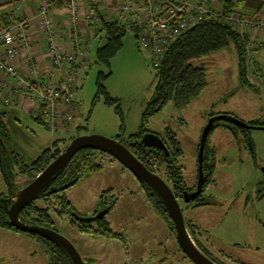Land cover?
I'll list each match as a JSON object with an SVG mask.
<instances>
[{
    "label": "rangeland",
    "instance_id": "obj_1",
    "mask_svg": "<svg viewBox=\"0 0 264 264\" xmlns=\"http://www.w3.org/2000/svg\"><path fill=\"white\" fill-rule=\"evenodd\" d=\"M87 7L89 11L92 5ZM102 42L99 36L91 39L88 64L78 69L75 92L78 110L70 127L50 130L36 120L30 110L24 109L14 95L6 97L0 92V110L5 114L10 150L25 164H30L47 148L63 150L80 134L119 137L125 143L130 134L140 130L142 111L151 100L156 82L148 51L138 46L134 33L126 32L121 47L109 65H105L95 60V48ZM250 49L256 58L263 53L262 48ZM190 63L204 68L205 87L182 107L175 106L169 99L147 118L144 127L162 136L167 129L172 130L182 151L181 173L185 183L193 185L197 146L208 115L224 113L243 121H264V65L260 64L256 77L246 67V81L242 82L233 41L191 59ZM107 69L111 73L104 80L105 89L118 99L121 114L116 111V102L106 103L103 94L95 97L97 72ZM236 129L234 134L219 124L208 135V143L216 151L212 181L204 190L208 201L203 202L209 204L193 206L179 201V205L196 245L208 251L215 262L264 264V128H250V141L243 129ZM209 144L208 157L212 148ZM95 161L101 168L65 189V195L83 216L93 214L101 193L110 203L115 196V204L106 219L111 230L120 233L116 237L79 232L69 219L63 218L67 214L57 211L55 200H40L54 208V215L62 217L55 219L56 230L74 245L83 263L194 264L176 242L175 230L151 209L136 177L109 155L96 154ZM157 166L159 175L169 182L161 158ZM2 172L0 169V193L7 189ZM15 173L11 182L13 190L32 179L22 168L15 167ZM108 188H112L114 195L105 191ZM0 264H48V257L39 242L0 228Z\"/></svg>",
    "mask_w": 264,
    "mask_h": 264
},
{
    "label": "built area",
    "instance_id": "obj_2",
    "mask_svg": "<svg viewBox=\"0 0 264 264\" xmlns=\"http://www.w3.org/2000/svg\"><path fill=\"white\" fill-rule=\"evenodd\" d=\"M56 0H45L38 9L46 32V47L48 54V74L38 78L40 68L28 52L29 60L23 72L16 66L21 51H27L28 45L19 46L17 39L23 30V20L12 25L0 24V86L6 97L17 90L32 102V115L38 118L48 129L70 127L78 110L75 92L78 88L77 76L79 68L88 64L87 52L92 46L81 36L80 24L92 27L91 35L97 33L100 19L115 20L123 25L126 32L134 33L138 46L146 49L153 67L159 65L167 46L184 30L198 21L212 15L222 17L236 29H241L245 21L232 9L224 15L220 0H92L95 11L82 10L79 0H65L69 40L75 47L68 50L55 39L53 21L49 16V7ZM102 5V8L99 6ZM245 68L255 74L260 71L248 44L245 46ZM51 73L57 74L52 81ZM4 76H11L18 87L8 84ZM13 90V91H12ZM8 101V98H6Z\"/></svg>",
    "mask_w": 264,
    "mask_h": 264
},
{
    "label": "trees",
    "instance_id": "obj_3",
    "mask_svg": "<svg viewBox=\"0 0 264 264\" xmlns=\"http://www.w3.org/2000/svg\"><path fill=\"white\" fill-rule=\"evenodd\" d=\"M233 6V4L226 2L223 5L224 15H226L228 12H231ZM0 24L5 26L1 22ZM99 24L100 25L99 29H97V33L99 32L102 34L103 42L97 45L95 48V60L99 63L109 65L110 59L122 45V37L126 33V30L123 25L119 24L115 20L106 21L104 19H100ZM243 36V33H240L238 29L234 28L232 24L224 18V16L216 17L207 15L201 18L197 24L184 30L167 46L159 65L154 67L156 82L153 89V95L151 100L147 103L146 107L142 111L140 130L134 134H130V136H136L139 139L142 133L147 131V129L144 127L147 118L159 110L163 105H165L169 99H172L175 106L182 107L188 104L189 101L193 97L197 96L205 87L207 82L204 68L202 66H195L191 64L190 60L193 58H197L212 51L219 50L225 47L229 41H233L238 53L241 81H246V68L244 64L245 45ZM110 73V69H107V71L98 70L95 78V97H98L99 94H103L106 103L113 104L116 102V111L120 113L118 99L116 97L110 96L105 89L104 80L110 75ZM4 118L5 114L0 110V138L2 139L3 145H5L4 148L10 149V134ZM34 118L41 122L38 118ZM249 123L255 126L264 125V121L257 119L251 120ZM55 143H57V141H54V144ZM139 144L141 145L140 139ZM207 147L208 145L206 144L204 149L203 163L204 165L210 166L212 163H208L207 160H205L207 156ZM142 151L143 150L138 148L137 151L132 152L146 165V167L149 168L147 165L148 159L146 157L148 154ZM59 152V149H54L51 151L49 148H47L35 159H33L30 164H25L22 162V167L19 168H22V172H26L31 178H34L37 173H39L57 154H59ZM96 154L104 153L92 148H82L78 150L66 167L61 169L54 175V177H52V184L57 185L58 180L61 183L66 181L68 182L70 180L77 181L78 179L87 176L90 172L100 169V163L95 161ZM12 157L16 158L17 155L12 150L7 151L2 149L1 146V169L4 174V179L10 183L14 178V173L11 171L13 168ZM15 162L16 161H14V163ZM139 183L141 185L143 196L149 203L151 209L167 223L171 230L174 231L172 219L163 202L148 185L142 182ZM53 185L47 187L43 191H45V193L54 194ZM110 190L111 188H108L105 191L110 193ZM60 199L62 209L59 210V212L61 214L62 212H69L70 209H72L71 203L64 196H60ZM53 210L54 208L49 207L48 204L40 207L33 205L32 203L19 213V218L27 223L51 227L50 223L52 220L50 218V213ZM0 227L16 230V228L11 225L6 209L1 202ZM80 229L84 232L102 235L104 234L110 237L117 236V233L111 230L108 225V221L104 217L97 220L95 225L81 224ZM30 236L41 242L51 260V264H63L62 262L64 260V255L68 257L67 253L59 245L53 243L52 241L44 239L39 235L30 234ZM67 261V263L70 264L69 258Z\"/></svg>",
    "mask_w": 264,
    "mask_h": 264
},
{
    "label": "water",
    "instance_id": "obj_4",
    "mask_svg": "<svg viewBox=\"0 0 264 264\" xmlns=\"http://www.w3.org/2000/svg\"><path fill=\"white\" fill-rule=\"evenodd\" d=\"M218 120L230 121L243 128H264V126L248 125L247 122L230 114L221 113L209 116L207 122L201 130L197 151L199 176L197 183L198 190L189 196L185 195V201L195 198V196H197V194L200 192L201 184L204 181L202 169L204 147L209 131L213 127L214 122ZM140 142L145 146H155L166 152V147L162 139L156 133L144 132L140 137ZM82 148L96 149L112 156L125 168H127L139 182L148 185L152 189V191L159 197L168 210L173 222L176 242L183 253L194 264H217L196 245L195 241L191 237L189 229H187V223L182 215L179 202L165 180L157 173L148 169L143 164V162L119 140L100 134H80L73 137L64 147V149L58 155H56L34 178H32L30 182H28L25 186L18 188L17 190L11 191L9 198L0 197V202L3 203L13 227L24 232L38 233L48 238L55 244L59 245L69 255L72 264H82V259L79 252L63 235L53 229L27 223L19 218V212L22 210V208L30 204L37 197L39 192L49 183L52 177L61 169L66 167L74 154ZM72 183L73 181H70L65 185V187L70 186ZM9 184L10 182H7V185L10 188ZM8 199L11 200L9 205L7 203ZM106 211L107 209L92 217H78V219L83 221L94 220L104 215Z\"/></svg>",
    "mask_w": 264,
    "mask_h": 264
},
{
    "label": "crops",
    "instance_id": "obj_5",
    "mask_svg": "<svg viewBox=\"0 0 264 264\" xmlns=\"http://www.w3.org/2000/svg\"><path fill=\"white\" fill-rule=\"evenodd\" d=\"M45 0H0V22L5 26L12 25L20 20H23V30L19 33L17 44L22 46L28 45L27 51H21L16 61L18 71L21 73L25 70L29 64L27 59L28 52L33 54V58L40 68V74L38 78H43L44 74H48L50 67L48 66V54L46 47V32L41 18L38 16V9ZM82 10L85 8L88 11L87 5H92L91 11L96 9L92 0H79ZM226 2L233 4L236 13L245 21L241 29H238L240 33H243L244 45L248 44L250 48H262L263 53L259 58H256V62L260 65H264V0H220V3L224 5ZM102 8V5L99 6ZM49 16L54 24L55 39L58 43H62L68 50H72L75 47L69 40V32L67 26L66 4L65 0L54 1L48 9ZM81 36L86 42H90L91 39L96 36L102 37L101 33L91 35L92 27L84 23L80 24ZM3 48L0 42V49ZM260 59V60H258ZM57 74L51 73L52 81H56ZM2 79L7 80L8 84L18 87V83L11 76H4ZM3 91V87L0 86V92ZM13 91V90H12ZM12 95L16 100L20 101V105L24 109L31 110L32 102L24 95L13 91ZM23 104V105H22Z\"/></svg>",
    "mask_w": 264,
    "mask_h": 264
},
{
    "label": "flooded vegetation",
    "instance_id": "obj_6",
    "mask_svg": "<svg viewBox=\"0 0 264 264\" xmlns=\"http://www.w3.org/2000/svg\"><path fill=\"white\" fill-rule=\"evenodd\" d=\"M164 106V105H163ZM161 109V108H160ZM159 109V110H160ZM159 110H157V111H159ZM156 111V112H157ZM155 113V112H154ZM212 114H210V115H208V117L209 116H211ZM231 115V114H230ZM233 116V115H232ZM235 117V116H234ZM237 118V117H236ZM239 119V118H238ZM257 120H259V119H257ZM251 120H249V121H245V122H247V124L248 125H251V126H255V125H253V124H251V123H249ZM261 121V120H260ZM219 124H222V125H224L225 127H228L234 134H236L237 133V129H236V127H239V126H237V125H235V123H233V122H230V121H225V120H218V121H215L214 122V124H213V127L211 128V130L209 131V133H208V135L211 133V131L216 127V126H218ZM258 126V125H257ZM261 126H264V125H261ZM239 128H241V129H243L242 131H243V134H244V136L246 137V139L248 140V141H250V137H249V130H250V128H258V127H247V128H243V127H239ZM144 132H153V131H151V130H147V131H144ZM153 133H156V132H153ZM172 130H169V129H167V131H166V135H164V136H162V135H160V134H157V135H159V137L162 139V141H163V143H164V145H165V147H166V152L165 151H163L162 149H159V148H157V147H155V146H145V145H143L142 143H141V145L139 144V139H138V137H131V136H129V138L128 139H126V141H125V143H123L124 141H122V140H120V138L119 137H116V139L117 140H119L121 143H123L125 146H127L130 150H131V152L132 151H137L138 150V148L140 149V150H143L142 152H144V153H147L148 155L146 156L147 157V159H148V161H147V165L149 166V168L148 169H150L151 171H153V172H155V173H157L158 175H159V173H158V171H157V168H158V166H157V163L160 161V158L162 159V162L164 163V165H165V169H166V172L168 173V181L169 182H167L165 179V182L167 183V185L171 188V190H172V192H173V194L175 195V197L177 198V200H178V202L179 201H184L185 203H187V204H191L192 203V205L193 206H200V205H206V204H209L208 202H203L204 200H206V201H208V199H207V196L204 194V190H205V187L207 186V184L209 183V182H211L212 181V173H213V170H214V167H215V153H216V151H215V147L214 146H211L209 143H208V140L206 139V143H205V146H206V144L208 145H210L212 148H211V151H210V157H208V159H207V157H206V159L205 160H207V162L208 163H212L210 166L208 165H204V163H202V169H203V177H204V181H203V183L201 184V189H200V192L197 194V196H195V198H193V199H191V200H188V201H185L184 200V196L185 195H187V196H189L190 194H192L193 192H195V191H197L198 190V185H197V183H198V178H199V176H198V158H197V160H196V179H195V182H194V184L193 185H188V184H186L185 183V180H184V176H183V174L181 173V170H182V166L179 164V157L182 155V151H181V149H180V147H179V144H178V141L176 140V137H174L173 135H172ZM141 134V133H140ZM143 134V133H142ZM207 138H208V136H207ZM200 139V138H199ZM198 145H199V143H198ZM1 146H2V149H4V150H7V151H10V149L8 148V149H5L4 147H5V145H3V142H2V139L0 138V148H1ZM204 149H205V147H204ZM62 150H60V152H61ZM197 151H198V146H197ZM59 152V153H60ZM213 152V153H212ZM104 153V152H103ZM133 153V152H132ZM104 154H106V153H104ZM134 154V153H133ZM58 155V154H57ZM106 155H108V154H106ZM135 155V154H134ZM110 156V155H109ZM136 156V155H135ZM153 156V157H152ZM155 156V157H154ZM110 157H112V156H110ZM113 158V157H112ZM114 159V158H113ZM116 160V159H115ZM12 172L14 173V176L17 174V173H15V167H22V160H20V159H18V157H12ZM14 161H16L15 163H14ZM203 162H204V153H203ZM24 163V162H23ZM16 164H19V166H15ZM144 164V163H143ZM145 165V164H144ZM146 166V165H145ZM65 168V167H64ZM63 168V169H64ZM0 169H1V163H0ZM263 170H264V168H263ZM1 171H2V169H1ZM3 173V172H2ZM38 174V173H37ZM36 174V175H37ZM13 176V177H14ZM160 176V175H159ZM54 177V176H53ZM161 177V176H160ZM162 178V177H161ZM53 179V178H52ZM52 179L49 181V183L39 192V194L37 195V197L30 203V204H32L33 203V205H36V206H40V207H42V206H45V205H47L48 203H46V201L47 202H49V200H55V205H56V209H57V211L59 212V210H61L62 208H61V206H62V204L60 203V196L62 197V196H64L66 199H68L67 197H66V195H65V189H67V188H69L70 186H72L73 184H75L78 180H80V179H78L77 181H73V180H70V181H73V183L70 185V186H68V187H65V185L67 184V183H69L70 181H66V182H63V183H61V182H59V180H58V184L57 185H53L52 184ZM3 181L5 182V184H6V186H7V189H6V191L5 192H3V193H0L1 195H0V197H3V198H9L10 197V192L11 191H13V188H12V184L10 183L9 185H10V188L8 187V185H7V181L4 179V174H3ZM139 182V181H138ZM51 185H53V189H55V190H53V192H54V194H49V193H45V191H43L44 189H46L47 187H49V186H51ZM11 189V190H10ZM105 190H107V189H105ZM111 195H114L113 194V192H112V188H111ZM45 193V194H44ZM103 193H101L100 195H99V198H98V203H97V208L93 211V214L92 215H90V216H87V217H92V216H94V215H96V214H98L99 212H101V211H103V210H105V209H107V211H106V213L104 214V215H102L101 217H99V218H97V219H94V220H90V221H83V220H79L78 219V217H86V216H83V215H81L80 213H78L76 210H75V208L73 207V205H72V203H71V208L72 209H70V211L68 212L67 210V212H64V214H67L68 215V217H67V215L65 216V217H63V218H66V219H69V221H70V223L79 231V232H84V231H80L81 229H80V225L81 224H85V225H88V224H91V225H95L96 224V221L97 220H99V219H101V218H105L106 219V215L110 212V210L112 209V207H113V205L115 204V201H116V197L115 196H113L112 197V199H111V203L110 202H108L107 201V199H104V197H103ZM54 197V198H53ZM47 199V200H46ZM40 200H46V201H44L43 203H41V201ZM38 201V202H37ZM203 202V203H202ZM8 205L11 203V200H9L8 199ZM3 204V203H2ZM30 204H28L27 206H29ZM4 206V205H3ZM27 206H25L24 208H22V210L20 211V212H22ZM58 206V207H57ZM69 209V208H68ZM19 212V213H20ZM55 211L53 210L51 213H50V218H51V220H52V222L50 223V226L51 227H47V226H44V227H47V228H50V229H53V230H55V231H57L56 230V218H58V219H62V217H60V216H56V215H54L53 213H54ZM63 213V212H62ZM8 215V214H7ZM29 215V214H28ZM64 216V215H63ZM107 220V219H106ZM108 221V220H107ZM11 223V222H10ZM31 224H34V223H31ZM35 225H37V224H35ZM108 225H109V222H108ZM41 226V225H40ZM110 227V226H109ZM0 228H2V229H5V230H9V231H14V232H16L17 234H24V236H26L27 238H30V239H32L33 241H35V242H39V244H41V242L40 241H38L37 239H35V238H33L32 236H30V234L31 235H39V236H41L42 238H44V239H47V240H49L48 238H46V237H44V236H42V235H40V234H38V233H31V232H24V231H21V230H18V229H16V230H14V229H9V228H3V227H0ZM15 228V227H14ZM113 231V230H112ZM58 232V231H57ZM59 233V232H58ZM84 233H88V232H84ZM117 234H120V233H117ZM190 234H192L193 235V233L191 232ZM100 235H102V234H100ZM191 235V236H192ZM192 238H193V236H192ZM49 241H51V240H49ZM54 243V242H53ZM42 245V244H41ZM198 245V244H197ZM43 246V245H42ZM198 247L205 253V254H207L213 261H215L213 258H212V256H210L209 255V252L208 251H206L204 248H202V246H199L198 245ZM44 248V247H43ZM45 250V249H44ZM46 252V251H45ZM47 253V252H46ZM68 255V254H67ZM47 257H48V264H51V260H50V258H49V256H48V254H47ZM68 258H69V261H70V264H72V261H71V259H70V257H69V255H68V257L66 256V255H64V257H63V264H68L67 262V260H68ZM217 264H219L218 262H216ZM82 264H84L83 263V261H82Z\"/></svg>",
    "mask_w": 264,
    "mask_h": 264
}]
</instances>
